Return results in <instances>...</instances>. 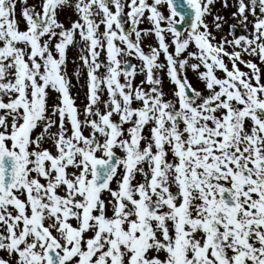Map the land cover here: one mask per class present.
<instances>
[{
	"label": "snow or ice",
	"instance_id": "snow-or-ice-1",
	"mask_svg": "<svg viewBox=\"0 0 264 264\" xmlns=\"http://www.w3.org/2000/svg\"><path fill=\"white\" fill-rule=\"evenodd\" d=\"M0 264H264V0H0Z\"/></svg>",
	"mask_w": 264,
	"mask_h": 264
},
{
	"label": "rangeland",
	"instance_id": "rangeland-1",
	"mask_svg": "<svg viewBox=\"0 0 264 264\" xmlns=\"http://www.w3.org/2000/svg\"><path fill=\"white\" fill-rule=\"evenodd\" d=\"M37 0H30V3H36ZM217 8H219V4H217ZM231 10H228L227 12H225V15H227ZM71 10H68L64 16H62V19H66L68 16H71ZM209 19H211V17H209ZM225 28L227 29V26H225ZM75 54L74 51L70 52L69 55L73 56Z\"/></svg>",
	"mask_w": 264,
	"mask_h": 264
}]
</instances>
